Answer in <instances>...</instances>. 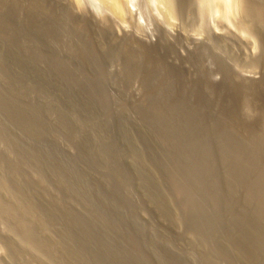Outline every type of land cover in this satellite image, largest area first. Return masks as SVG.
Instances as JSON below:
<instances>
[{
  "label": "rangeland",
  "instance_id": "374dc122",
  "mask_svg": "<svg viewBox=\"0 0 264 264\" xmlns=\"http://www.w3.org/2000/svg\"><path fill=\"white\" fill-rule=\"evenodd\" d=\"M24 2L30 4L0 0V264H264V247L257 244L259 238L263 245L264 226L253 201L260 186L244 165L253 128L228 123L229 108L205 107L196 94L188 106L176 80L135 72L61 76L57 66L34 61L28 41L27 49L18 41L19 25L32 18ZM133 4L132 28L156 29L159 19H173L162 0ZM220 13H210L208 31L233 71H250L245 56L252 45L237 46L226 35L238 16ZM87 30L98 46L110 44L108 33ZM104 56H69L67 62L93 73L125 71L121 60ZM251 103L259 109V100Z\"/></svg>",
  "mask_w": 264,
  "mask_h": 264
},
{
  "label": "bare ground",
  "instance_id": "6f19581e",
  "mask_svg": "<svg viewBox=\"0 0 264 264\" xmlns=\"http://www.w3.org/2000/svg\"><path fill=\"white\" fill-rule=\"evenodd\" d=\"M100 2L101 4L98 7L93 4L91 7L90 5L87 4L86 0H32V1L30 0V4H27V6L28 5L30 6L29 11L27 10L26 11L27 13L29 12L28 14L31 13L30 15L32 16V18L29 19L31 20V22L29 23L26 22V23H28L29 27L31 26L33 29L31 28V31L29 32V37L27 36L28 33L26 32V28L24 26L26 24L25 21L26 20L29 21L28 19L25 18L26 20H24L25 23L24 25L22 19L20 20L22 21L21 25L23 26L19 25L17 22L14 21H9V22H12L14 25L15 23L19 25V27L16 25L15 27L16 28L18 27V32H19L18 34H22L23 36L22 37L20 35L17 36L19 39L18 41L22 42L24 45L26 44L25 47H23L25 49H27L26 47L27 41L29 42L30 44L29 46L31 47V49L30 47L29 49L31 50V55L33 56L34 61L39 63L43 61L49 67H51V64L54 67L57 66L56 69L58 70L56 72L61 74V76L63 75L65 78L66 77H68V79L75 77L80 78L85 76L92 77L93 75L97 77L104 76L105 78L106 76L116 77L117 76L116 74L120 72L124 75L125 74L134 75L135 72L136 74L140 75V77L141 76L144 77L143 79H145L146 77V79L148 78L150 80L155 79L156 81L157 80H164L166 82H171V80L179 81V85H181L180 86L181 88L179 89L183 90L182 92L188 95V100L186 103L188 104V106L193 104L190 101L193 98V95L196 94L198 97L203 99L202 103L204 105H205L204 101L207 103L205 107L208 106L211 107L210 104L211 102L212 104L218 105L219 107L223 106L222 109H224L225 111L226 108H229L228 110L229 112H231L229 113V116L231 115L232 117H231V121L230 119H228L230 121L228 123H237L239 125L246 124V126L248 125L247 126L248 128H253L254 130L252 133H250V135H246L248 136V139H251L249 140V142L251 141V151L248 152L250 155L249 158L247 159V162H245L246 164L244 163V165L248 170H250L248 172L252 173L250 174L249 177L253 175L254 177L253 176L252 177L254 178V181L256 182V184L260 186L259 188L257 187L258 189L256 188V191L253 188V190L255 191L253 194L255 196V199L253 197L250 200L254 199L253 201L256 203L257 206L256 217L258 220L257 222H259L258 225L261 226L262 228V224L264 226V0H162L163 5H165L164 14H166L168 18H170V20L172 18L174 19L179 17V19H182L184 25L183 23L180 25H178L179 23L177 25L176 23L172 24L173 23L172 21H174L173 19L170 21L171 23L168 22L169 19L168 20L165 19L167 22L165 21L161 22L159 19L158 22L155 23L156 29H150V30L147 29L145 31L143 30L141 31V29L138 30L136 26L132 28L133 24L131 26L130 24L129 25L127 24L128 21L129 23H132L133 22L132 19L135 17V13L131 8L134 5L133 4L134 0H100ZM24 3H25V7H27L26 6L27 2ZM130 4L133 5L129 6ZM22 5L23 6H21V9H23L22 7H24V4ZM21 9H19V12L23 11ZM214 10L215 11L217 10L218 13H220L221 11H222L221 13H223V11L228 12V14L235 13L238 16L237 18L239 19L238 20L236 19L237 21L234 20L235 21L234 23H236V25L232 27L233 25L231 24L232 23L231 22L230 25L228 26L227 29L228 31L226 35L231 40L228 41L234 43L235 45L237 44V46H243L244 43H246L245 46L252 45L253 47L252 52L245 56L247 66L250 69V71L248 69L247 72L246 71L242 72L240 71L241 69L240 70L238 69L239 71L238 70L233 71L235 69L230 67L233 66V64L232 65L229 64L230 65L229 66L227 64L228 61H225L223 59L224 55L221 54L222 53L221 51L219 52L220 44L218 43V40H215L214 39L215 37L213 38V35L210 34L211 32L208 31L209 28H207L208 23H210L209 21L212 19V17H210L211 19H209L208 21V17L210 13H213ZM20 14L21 13H19V15ZM224 14L226 15L227 13ZM22 16L23 15H21V17ZM117 21L119 22L117 23ZM119 23L121 24L123 23L124 25H120L118 27ZM185 23L187 27H185ZM9 24L12 25L11 23ZM28 24L26 26H28ZM10 25L8 27H10ZM211 25L208 26L210 27ZM219 25L221 24L219 23ZM188 26L190 27V29L192 28L196 29L198 33H196V31H194L196 34L189 33L187 31L188 29H186L188 28ZM88 28H90V30L91 28L92 29L94 28L95 31L97 30L98 34H100L101 36H103V34L105 33H108L109 37L107 39H111V41L109 40L110 44H107L108 46L106 47L104 45L102 46V44H104L105 42L100 41V44L102 43L101 46H98L96 42H95L96 44L92 42L94 40L93 36H90L92 38H89V36H87L89 34L87 30ZM216 28L218 29V27ZM151 30L152 31L155 30V33H153ZM86 31L88 32V34L85 33ZM7 33L11 34L8 31ZM216 33L218 34V32ZM221 33L223 32L221 31ZM12 34H14V37L17 39V37L15 36V32H13V30H12ZM221 35L224 36V34ZM24 36H26V38ZM16 41L17 40H15L14 42ZM18 44L16 43L15 45L18 46ZM20 45L23 46L21 43ZM49 48H51L50 51H48ZM73 55L88 56V57L89 55L91 56L97 55V58L103 57V55H105L104 58L115 57L121 60L120 62L121 66L125 65L123 67L125 68L126 72L124 71V69L118 68L119 69L118 71L117 69L114 70L115 68L111 70L112 69L111 68L104 72L101 70L100 72L95 71V73H93L92 70L91 72H89L88 70L79 69V67L76 66L77 64L75 65L76 67H73V69H71L73 61L69 63L67 62V58L70 59L69 56L76 58ZM224 58H228V56ZM231 62L233 63V60ZM243 63L241 64L242 66H244ZM67 64H69L68 66H70V69L69 68L67 69ZM127 64L131 66L129 70ZM80 65L82 66V64H79V66ZM241 65L238 68H242ZM52 69L54 68L52 67ZM85 78L87 79V77ZM164 85L165 83L161 88H163ZM141 97L143 96L141 95ZM253 99L259 100V109L256 111L253 107L254 105L251 103V100ZM177 104L178 103H176L175 105ZM198 105L203 108L202 104L198 103ZM218 106L215 108H218ZM213 107L214 106H212V108ZM188 109L191 108L188 107ZM219 116L222 118L223 116L226 115L220 113ZM219 116H216L218 120L220 118ZM201 119H203V117ZM206 121L207 124L209 119L208 120L206 119ZM211 121L212 120L209 121L210 125H214L212 124L213 121L212 122ZM248 130H246L247 134H248ZM245 134L246 133L244 132V135ZM243 156L245 157V155ZM237 160L239 161V159ZM253 187H255V184ZM258 240H257V244L258 246H261L262 249L264 247V242L263 245H261L262 241L259 242ZM205 244L207 243L205 242ZM263 252H264V248H263ZM257 264L259 263L257 262Z\"/></svg>",
  "mask_w": 264,
  "mask_h": 264
}]
</instances>
